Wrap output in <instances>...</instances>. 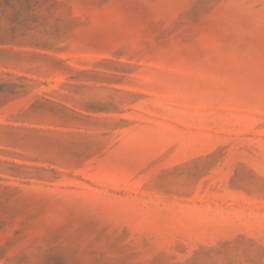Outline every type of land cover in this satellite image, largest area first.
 <instances>
[{
    "label": "rangeland",
    "instance_id": "obj_1",
    "mask_svg": "<svg viewBox=\"0 0 264 264\" xmlns=\"http://www.w3.org/2000/svg\"><path fill=\"white\" fill-rule=\"evenodd\" d=\"M0 264H264V0H0Z\"/></svg>",
    "mask_w": 264,
    "mask_h": 264
}]
</instances>
